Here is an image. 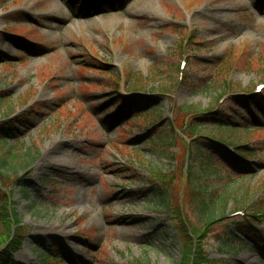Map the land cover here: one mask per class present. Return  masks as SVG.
Listing matches in <instances>:
<instances>
[{"label": "rangeland", "instance_id": "1", "mask_svg": "<svg viewBox=\"0 0 264 264\" xmlns=\"http://www.w3.org/2000/svg\"><path fill=\"white\" fill-rule=\"evenodd\" d=\"M262 84L264 0H0L14 264H186L192 228L207 264H264V97L248 101ZM193 142L213 226L186 184ZM257 205L263 223H233Z\"/></svg>", "mask_w": 264, "mask_h": 264}, {"label": "trees", "instance_id": "2", "mask_svg": "<svg viewBox=\"0 0 264 264\" xmlns=\"http://www.w3.org/2000/svg\"><path fill=\"white\" fill-rule=\"evenodd\" d=\"M117 96H118L117 101L119 102L121 101L122 103L124 101V99H122L123 96L121 95H117ZM0 100L2 102L3 99H0ZM248 101L251 105L256 104L258 103L259 98H250L248 99ZM228 109L229 108H227V110ZM222 113L223 112L220 111L216 115H219V118H220L221 117L220 115H222ZM137 116H140V115L138 114ZM224 120L222 119V121ZM12 124L13 123H11V125ZM181 128L184 130V134L185 135L187 134L186 136H189L191 139L195 137V134H196L195 130H197V127H195V125L193 124L182 125ZM255 130H259V129H255ZM11 131H15V130H11V127L8 128V126L4 129H1L0 143L2 142L6 143L7 141L6 137L15 136L14 134L15 132H11ZM171 141H172L171 136L168 135L166 137H163L157 140L156 143H159V145H155V146L162 150V148H165L167 145H169ZM210 142L213 146H216V143H214L215 142L214 139L211 138ZM193 143L194 145H191L188 147L189 152L186 155L185 163H184L183 171L186 173V177H187L186 184H188L189 191L195 192V195L191 197L193 198V201H192L193 204H195V202H198L196 205L198 206V209L202 212L203 215L210 214V216L208 217L207 225L213 226L216 223L213 218V214L215 212L209 213L210 207L213 204V201H212L213 199H210V202L207 203L205 198H203L204 193L207 191L206 187H203L202 190L199 189L200 187L204 185L200 182L201 175L195 171L194 165L198 164V159L200 158L201 154H200L199 146L196 144V142H193ZM174 146L175 145H172L170 148H174ZM234 146H237V145L234 144ZM224 152H225L224 154L229 156L230 159L232 160L234 159V157L229 155V152H226V150H224ZM13 157L15 158L16 155H13ZM7 167H8V163L6 161L2 162V164L0 165V176H1L0 180L2 181L5 178L1 171ZM156 197L163 205L166 203V192L164 189H159V191H157ZM223 198H224L223 203L221 204L222 213H223L222 218L224 217L225 208L229 204V201H230L228 196L227 197L225 196ZM0 208L2 209L1 211H3L0 214V264H14L13 256L21 251L25 233L24 235L22 234L21 226L23 224L17 217L16 211L10 210V206L7 203L5 192L2 190V188L0 189ZM249 209H251L250 206H249ZM261 209L262 208L258 207V205L254 206V208L252 209L253 212L251 213V215H248L247 218H245L244 220H238L233 223L237 225L243 231L245 230L246 232H249L251 231L250 227L257 225L256 223L260 224L263 222L261 217H259L261 215L260 214ZM222 220L223 219H221V221ZM202 233L204 232L202 231L201 234ZM201 234L196 232L193 228L190 229L187 232V234L183 232L184 240H186L187 236L191 237V245L187 246L186 248L187 250L185 251V254H184V258H185L184 261L186 264H207L208 256L205 254L203 247L200 244V240H198ZM194 239L198 240V243H195Z\"/></svg>", "mask_w": 264, "mask_h": 264}, {"label": "bare ground", "instance_id": "3", "mask_svg": "<svg viewBox=\"0 0 264 264\" xmlns=\"http://www.w3.org/2000/svg\"><path fill=\"white\" fill-rule=\"evenodd\" d=\"M119 199H120V197H119Z\"/></svg>", "mask_w": 264, "mask_h": 264}]
</instances>
